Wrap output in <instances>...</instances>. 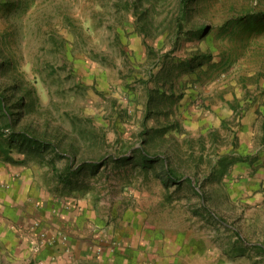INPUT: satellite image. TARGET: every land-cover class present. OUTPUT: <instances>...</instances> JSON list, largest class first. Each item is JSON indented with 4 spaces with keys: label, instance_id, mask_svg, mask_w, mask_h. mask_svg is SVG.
I'll return each instance as SVG.
<instances>
[{
    "label": "rangeland",
    "instance_id": "1",
    "mask_svg": "<svg viewBox=\"0 0 264 264\" xmlns=\"http://www.w3.org/2000/svg\"><path fill=\"white\" fill-rule=\"evenodd\" d=\"M182 2L0 0V92L46 142L0 108V187L100 162L61 183L145 233L105 264H264V0Z\"/></svg>",
    "mask_w": 264,
    "mask_h": 264
},
{
    "label": "crops",
    "instance_id": "2",
    "mask_svg": "<svg viewBox=\"0 0 264 264\" xmlns=\"http://www.w3.org/2000/svg\"><path fill=\"white\" fill-rule=\"evenodd\" d=\"M32 171L37 174L41 169L9 167L0 187V264H105L122 258L120 249L130 243L136 249L132 252L138 253L145 233L140 234L137 209L127 207L121 214L115 213V206L108 216L97 196L65 187L52 171L47 174L58 176L53 184L52 179L33 182ZM35 223L60 226L67 232L68 243L58 238L36 251Z\"/></svg>",
    "mask_w": 264,
    "mask_h": 264
},
{
    "label": "trees",
    "instance_id": "3",
    "mask_svg": "<svg viewBox=\"0 0 264 264\" xmlns=\"http://www.w3.org/2000/svg\"><path fill=\"white\" fill-rule=\"evenodd\" d=\"M193 0H183L182 5H181V9H180V16H184L186 13V9L188 8L189 3H191ZM180 25V29L182 28L181 24ZM202 30V29H201ZM15 88L14 84L12 86H10V88L7 90H13L12 93H15ZM13 94H10L8 96V94H4L3 92H0V108L2 110V114L4 116V124L3 126H5L7 129L11 130V136H10V146H12V143H14L17 139H21L20 141H22V143H29L31 144L32 142H38L41 143L42 145H40L41 147H46L44 144L46 143L44 140L37 138L36 136H34V134L32 133H28L27 130L23 131H16L14 128V125L16 124V120L17 117L19 115L26 114L27 113V102L25 100V98H23V96H18L17 101L15 102V104H6L9 97H12ZM6 106V107H5ZM13 119V120H11ZM22 144V146H23ZM55 147V150L58 152L59 154V150L57 148V145L55 143L52 144ZM143 157H145V160H150L152 161L149 157V155L143 151L142 152ZM129 156H123V157H115V159H118V161L124 159H129ZM153 159V158H152ZM100 164V162H74L69 164L66 167V172H60V179L62 182H64L65 184H68L70 182V177L71 175H78L80 174V172L88 166V169H94L95 167H98ZM167 172L171 173L170 170H167Z\"/></svg>",
    "mask_w": 264,
    "mask_h": 264
},
{
    "label": "built area",
    "instance_id": "4",
    "mask_svg": "<svg viewBox=\"0 0 264 264\" xmlns=\"http://www.w3.org/2000/svg\"><path fill=\"white\" fill-rule=\"evenodd\" d=\"M33 227L35 228V232L37 233V242L35 243V249L39 250L43 244H46L47 242L54 243L59 238L62 242H66L68 240L67 232L64 230H57L53 234H49L43 227L41 228L40 223L33 224Z\"/></svg>",
    "mask_w": 264,
    "mask_h": 264
}]
</instances>
